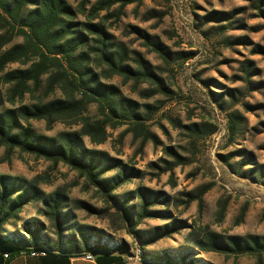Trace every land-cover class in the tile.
Instances as JSON below:
<instances>
[{
    "label": "rangeland",
    "instance_id": "374dc122",
    "mask_svg": "<svg viewBox=\"0 0 264 264\" xmlns=\"http://www.w3.org/2000/svg\"><path fill=\"white\" fill-rule=\"evenodd\" d=\"M69 1L77 5L81 0ZM107 24L116 40L140 52L161 78V88L149 98L147 90L159 86L123 83L121 77L109 81L138 103L155 142L141 146V139L134 140L127 131L129 120L116 129L108 127V138L101 144L84 137L88 147L105 150L139 171L117 193L146 186L169 198L167 205L154 208L168 209L171 218L148 217L138 228L152 230L178 219L190 227L156 241L159 250L179 257L186 250L194 264H264V252L227 256L203 252L195 240H188L191 231L201 244H207L206 234L212 232L223 240L231 236L242 242L252 237L264 240V0H142L125 6L123 14ZM152 41L157 42V49ZM89 115L91 120L98 117L95 106L89 108ZM231 116L240 121L234 136ZM195 122L206 123L214 132L193 140L187 127ZM32 124L48 136L81 129V124L69 127L62 122L49 129L43 120ZM169 148L181 156V164L173 166L177 159L168 154ZM0 175L27 182L37 178L46 196L64 191L74 215L72 230L96 234L92 241L100 234L114 244L125 241L131 253L138 242L143 253L144 245L133 239L108 196L64 163L54 165L17 149L7 155L2 146ZM189 195L201 197L188 202ZM79 202L105 211L92 213L77 207ZM43 207L42 201L26 205L17 226L22 230L27 219H38L44 223L43 236L53 244L57 234L40 214Z\"/></svg>",
    "mask_w": 264,
    "mask_h": 264
},
{
    "label": "trees",
    "instance_id": "16d2710c",
    "mask_svg": "<svg viewBox=\"0 0 264 264\" xmlns=\"http://www.w3.org/2000/svg\"><path fill=\"white\" fill-rule=\"evenodd\" d=\"M141 1L81 0L73 5L69 0H0V147L6 148L7 155L17 149L54 165L62 162L79 172L90 185L108 196L116 207L114 213L133 234V239H138L145 248L190 226L173 219L152 230L138 228L148 217L171 218L168 209L154 208L167 205L169 198L146 186L117 193L124 183L138 176L139 171L109 152L88 147L84 142L87 136L94 145L103 143L108 138V127L116 129L127 120L130 121L127 131L134 140L141 139V146L149 140L156 141L138 112V103L125 97L118 85L109 82L111 78L121 77L123 83L133 81L134 85L159 86L156 90H147L148 98L161 88V78L150 62L123 41H117L107 24L113 16L118 19L125 6ZM115 5L119 6L118 10L112 13ZM79 15L84 18L80 19ZM151 44L157 49L156 41ZM131 60L135 66L129 62ZM14 64L19 66L11 67ZM3 87H7L5 92ZM27 96L28 102L25 101ZM91 106L97 110V119L90 118ZM35 120L45 121L49 129L57 122L69 127L81 124V129L48 136L36 131L32 124ZM239 125V118L231 116V136L238 133ZM187 128L193 140L214 132L206 123L195 122ZM167 152L177 159L173 166L181 164L179 154L171 148ZM112 170L117 172L107 175ZM200 197L189 195L188 202ZM68 200L62 190L46 196L37 178L27 182L0 175V249L18 252L37 247L47 252H80L104 247L127 251L129 245L125 241L114 244L102 234L92 241L96 234L84 229L72 230L74 215ZM33 201L44 204L40 214L55 229L57 239L53 244L43 236L44 223L38 219H27L22 224L23 229H18L20 214ZM77 207L92 213L105 211H97L85 202H79ZM8 226L11 229L7 230ZM188 240H195L203 252L214 251L227 256L264 252V240L254 237L244 242L237 236L223 240L212 232L206 234L207 244H201L191 231ZM163 253L158 258L160 264H194L191 253L186 250L180 257L169 250Z\"/></svg>",
    "mask_w": 264,
    "mask_h": 264
},
{
    "label": "crops",
    "instance_id": "0c3cea01",
    "mask_svg": "<svg viewBox=\"0 0 264 264\" xmlns=\"http://www.w3.org/2000/svg\"><path fill=\"white\" fill-rule=\"evenodd\" d=\"M129 248V247H128ZM31 250L21 252L10 251V257H4V250L0 249V264H127L125 248H89L80 252H60L53 250L45 255H31ZM164 250H159L156 243L143 248V262L140 264H160L158 258L163 256ZM91 253L92 259L85 256Z\"/></svg>",
    "mask_w": 264,
    "mask_h": 264
},
{
    "label": "built area",
    "instance_id": "2783aa9c",
    "mask_svg": "<svg viewBox=\"0 0 264 264\" xmlns=\"http://www.w3.org/2000/svg\"><path fill=\"white\" fill-rule=\"evenodd\" d=\"M133 247H134V254H126V262L127 264H140V261L138 259V251L139 249L142 248V245H139L138 242H136V244H133ZM21 252V251H19ZM4 257L5 258H9L10 257V251H4ZM30 254L31 255H37V254H41V255H45L47 253H44V252H39L38 248L35 247V248H32V250L30 251ZM87 259H92V255L91 253H88L87 256H85Z\"/></svg>",
    "mask_w": 264,
    "mask_h": 264
},
{
    "label": "bare ground",
    "instance_id": "6f19581e",
    "mask_svg": "<svg viewBox=\"0 0 264 264\" xmlns=\"http://www.w3.org/2000/svg\"><path fill=\"white\" fill-rule=\"evenodd\" d=\"M141 244H142V243H141ZM33 248H35V247H33ZM30 250H32V248H31ZM38 250H39V252L47 253V250H46V249L38 248ZM21 251H22V250H21ZM126 254H134V251L131 253V252H129V250H128ZM87 255H88V253L86 254V256H87ZM138 259H139L140 263L143 262V253H142V251H141L140 249H139V251H138Z\"/></svg>",
    "mask_w": 264,
    "mask_h": 264
}]
</instances>
